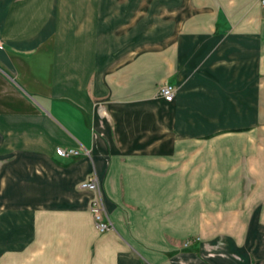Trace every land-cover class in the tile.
Listing matches in <instances>:
<instances>
[{"label":"crops","instance_id":"obj_1","mask_svg":"<svg viewBox=\"0 0 264 264\" xmlns=\"http://www.w3.org/2000/svg\"><path fill=\"white\" fill-rule=\"evenodd\" d=\"M0 40V264H264V190L206 139L264 124L260 0H0Z\"/></svg>","mask_w":264,"mask_h":264},{"label":"rangeland","instance_id":"obj_2","mask_svg":"<svg viewBox=\"0 0 264 264\" xmlns=\"http://www.w3.org/2000/svg\"><path fill=\"white\" fill-rule=\"evenodd\" d=\"M216 117V116H214ZM218 117V116H217ZM221 117V116H220ZM218 117V118H220ZM220 124L215 122L214 130L210 131L206 139L214 140H229V152L227 153V148H220V154L217 155V166L225 165L224 170L229 169L231 172L239 170L245 172L246 178H242L241 182L243 186H252L254 184L261 185L264 190V124L261 125L260 130L249 132L248 129H238L237 127V115L232 112L230 113L229 125L223 128H219ZM221 125L220 127H222ZM260 139L261 144L259 147L250 148L256 152L251 153L253 156L248 155L247 149L246 153H242V148L238 145V140H249L250 138ZM224 150V155H221V150ZM226 150V151H225ZM226 154H229L228 156ZM243 154V155H242ZM257 155V157H256ZM255 157L260 159V163L255 162ZM254 159V161H253ZM257 160V159H256ZM227 165H229L227 168ZM253 177H256L257 183H254ZM79 187V185H78ZM98 201L99 199L96 198ZM264 201V200H263ZM100 202V201H99ZM91 203V202H90ZM90 206V205H89ZM185 245V244H184Z\"/></svg>","mask_w":264,"mask_h":264},{"label":"built area","instance_id":"obj_3","mask_svg":"<svg viewBox=\"0 0 264 264\" xmlns=\"http://www.w3.org/2000/svg\"><path fill=\"white\" fill-rule=\"evenodd\" d=\"M260 4L261 7L264 9V0H260ZM0 50H4V45L1 42V40H0ZM175 93L176 90L171 85H163L159 89V96L162 97L167 102H171L173 100ZM79 152L80 151L77 149H62V148L56 149V154L64 158L77 156L79 155ZM79 188L81 190L96 191L97 179L94 177L88 178L87 180H84L79 184ZM89 211L91 212L94 218L96 229L100 233H104L111 230V223L107 218L101 203L96 198H94L91 201L89 206ZM189 243L190 242H186L185 246H188Z\"/></svg>","mask_w":264,"mask_h":264}]
</instances>
